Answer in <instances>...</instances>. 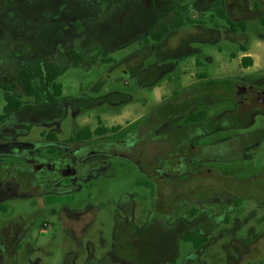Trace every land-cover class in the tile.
<instances>
[{
  "label": "rangeland",
  "instance_id": "obj_1",
  "mask_svg": "<svg viewBox=\"0 0 264 264\" xmlns=\"http://www.w3.org/2000/svg\"><path fill=\"white\" fill-rule=\"evenodd\" d=\"M179 1L18 0L19 7L7 3L5 14H15L20 24L11 27L8 34L13 48L8 45L6 51L0 45V116L7 93L19 96L24 104L21 111L16 110L20 120L16 127L10 122L3 129L9 142L21 144L10 143L0 155L2 161L17 165L11 173L12 182H3L12 186L9 193L0 199L5 206L0 205V264H137L139 257L140 264H246L241 262L236 241L264 245V238H253L264 233V104L241 114L233 95L234 81L239 80L249 92L264 91V25L259 18L247 17V36L263 70L258 75L254 70L242 72L236 61H227V55L238 50V42L226 35L229 23L217 15L213 21L206 17L209 14ZM254 1L260 3L264 16V0H241L251 8ZM183 2L193 4V8L197 0ZM117 5V11L124 13L114 12ZM177 20L182 22L178 27ZM96 21L104 25L103 33L95 31L99 29ZM160 24L169 29L157 42L151 38L155 30L150 31ZM102 40L110 44L106 51L98 43ZM16 48L32 52V57L39 55L37 61L42 65L53 59L66 67L58 78L62 96H54L52 90L44 94L45 84L39 75L33 83L42 94L40 101L26 96L23 85L20 90H5L12 82L7 74V56L19 61L27 58V53ZM74 52H83L84 60L74 61L69 55ZM180 72L184 75L169 84L171 92L162 93L161 86ZM187 92L194 95L190 112L208 114L205 126L189 140L188 113L182 112L184 107L177 97ZM246 100L244 97L239 106ZM146 112L153 139L158 137L166 143L181 139V149L165 156L167 164L154 156L149 162H136L113 154L104 145L115 134L107 135L104 145L94 143L88 150L84 141H76L77 130H95L100 117L111 121L124 114L131 120ZM49 135H55L56 140ZM235 137H244L245 144L252 146L242 148ZM65 146L68 156H72L71 151H81L78 156L83 167L76 165L74 175L65 174L58 183L46 178L35 182L26 166L32 161L37 165L57 159L59 153H54V148ZM145 169L162 178L161 185L155 184L162 188L161 199L165 194L177 197L165 200L163 212L157 211L153 178ZM208 177L211 188L198 189V183L186 185L190 179ZM195 191L206 208L203 218L211 219L204 226L205 233L196 226L191 228L208 240L200 248L174 234L190 208L185 197ZM237 199H242L239 207ZM131 219L137 227L148 223L139 239H133ZM172 226L177 227L171 233ZM2 231L13 242L4 243ZM6 243L17 248L15 260L8 263ZM161 251L162 259L157 254ZM250 259L248 264H264V250Z\"/></svg>",
  "mask_w": 264,
  "mask_h": 264
},
{
  "label": "flooded vegetation",
  "instance_id": "obj_2",
  "mask_svg": "<svg viewBox=\"0 0 264 264\" xmlns=\"http://www.w3.org/2000/svg\"><path fill=\"white\" fill-rule=\"evenodd\" d=\"M7 3H12L13 5H16L19 7V5H18L19 2H18V0H0V45L3 47H8V45H9L10 47H12L13 41L11 40V38H9L8 34L9 33L11 34V32H12L11 27L19 25L20 22L15 19V18H17V17H15V14H13V13L5 14L6 13L5 6L7 7ZM126 4L128 5V3H126ZM185 7H188V5H185ZM117 8H118V5L116 8H114V10H115L114 12L116 14L124 13V12H122L123 11L122 9H119V11H117ZM16 10L18 11L17 7H16ZM23 12L28 13L26 10H23ZM51 12L57 13V10L55 12H53V11H51ZM176 14H177V12H175V15ZM172 15L174 16V14H172ZM35 17L36 16H34V18ZM5 18H8V21H10V22L8 23L5 20ZM96 23H97V27H99V29H95V31H100V29L103 28L104 25H102V23L99 24L98 21H96ZM149 26H150V21L147 23L148 29H149ZM160 26H161V24L159 26L155 27L153 30H151L150 33L154 30L156 31ZM227 26H230V25H227ZM40 30H42V27L40 28ZM163 38L160 41H162ZM160 41H157V42H160ZM8 42H10V43H8ZM98 43L103 45V46H101L102 51L103 50L106 51L110 46L109 42L106 40H102L101 42H98ZM14 47H16V46L14 45ZM72 49L73 48H70L68 50L71 51ZM22 53L26 54L27 52L26 53L22 52ZM28 54L30 56L27 57L25 60H23L24 64H26V65L29 64V65L33 66L34 75L32 73V75H33L32 82L34 80H39L41 78V81L45 84V85L42 84V91L45 94L46 92H49V90H52L51 88H49L47 86V83H46V77H47L46 67H47V65L49 63H54L55 65H59V66H62V65L56 64L55 62H53L54 61L53 59L49 60L50 62H48L45 65L40 64L39 61L29 63L28 60L32 57V52L29 51ZM75 54H77V53L74 52L72 54H69L70 57L74 61H75V59H74ZM81 57H82V59L80 62H82L85 58L83 56V52L81 53ZM53 58H56V57L53 56ZM13 60H14V63H17V64L19 62H21L19 60H15V59H13ZM109 60H110L109 58L105 59V61H109ZM80 62H77V63H80ZM21 69H25V68H21ZM37 75H39L40 78H37ZM16 81H17V79H16ZM17 83H20V82L17 81ZM17 83H15L16 86H15L14 90L17 89ZM20 84H22V83H20ZM148 84H149V82H148ZM234 86H235V88H234L235 94H233V95L235 96V99L238 101V107L240 108V111H238V112H240L241 114H248L249 112L253 111L254 109L252 107H256L258 105V103L264 104V95H263L264 91H262V90L261 91H257V90L255 91V89L253 88L254 90L249 92V90L246 87V84L243 82L240 83V85L235 84ZM23 88H24V86H23ZM22 90H24V93H25V89H22ZM235 90H238L237 94H236ZM185 94H180L177 97L180 98V103H179L180 106L184 107V110H182V112L186 111L188 113V116L186 119V123L188 124V128L186 130L187 131L186 133L189 135V138H187V140H189L192 137L191 135H196L197 132L205 126L204 123L207 119L203 122H200V123H194V122H188L187 121L191 115L196 114V113L190 112V107L194 103V101H193L194 95H190V93H188V92ZM240 95H242V96H240ZM244 97L247 98L248 100H246V102L244 103L243 106H239L240 102L243 101ZM22 105L18 109H20L22 107ZM18 109H16V110H18ZM197 113H199V112H197ZM147 116H149L148 112L144 113V115L141 118H139L138 120L133 121V122H131L128 125L123 126V127H120L119 125L107 127L104 123V118L100 117V119H99L100 125L98 128H108V129L117 128L118 130L116 132H112L109 134L93 135V137H91L90 139H86V140L76 139V141H84V143H82V144L85 145L87 147V150H88L90 147L93 146L94 143H98V144L104 143V141L106 140L104 138L107 135H114L115 134L117 136L113 139L107 140L106 145L102 144V145H104L105 149L109 148L113 154L128 157V158H130L136 162H149L150 160H152V158L154 156V158H156V160H160V161L164 162L165 164H167L168 159H166V157L173 155L174 153L178 152L181 149L180 144H179L181 142V139L177 137L170 143L163 142L162 140L158 139V137L153 139L152 138V125L150 122H146ZM141 120H143V122L139 123L136 127L133 128V130L130 129V128H132V126L134 124H137ZM98 128H96L95 130H92V129L91 130L94 132ZM162 128H163V126H162ZM82 129H84V128H82ZM80 130L81 129H78L77 131L79 132ZM78 132L76 133V135L78 134ZM168 134H172V133H168ZM55 138H56V136H55ZM55 138H50V139L56 140ZM234 140L237 141V144L240 145L244 149H248L252 146V145L247 146V144H245L244 137H235ZM66 147L67 146H65L63 148H54V151H55L54 153H59L57 156V159L52 160V161H47L46 164H42V163L38 164L39 166L36 167L33 174L31 175L35 182H37L38 179L41 181L42 180L41 178H43V179L46 178L49 181H54L55 183H58L59 179H64L63 176L65 174H67L66 175L67 177L74 175V174H72V169H74V167L76 165L83 167V164H82L83 159H81L78 156V155H81L79 153L81 151H77V150L74 152L71 151L72 156H68V150H66ZM152 147H154L155 153H153ZM185 150H188L187 147H185ZM39 151H41V149H39ZM85 152H82V153H85ZM87 153H86V155H87ZM158 158H160V159H158ZM144 171L148 174V176L150 178H153L152 181L154 184H153L152 196L155 199L156 208H157V205L159 206L157 211H162V210L166 209L167 208L166 205H163L165 200L168 197L171 199H176L177 197H174L175 194H165V199H161L162 198V196H161V189L162 188L161 187L158 188L155 184L158 183L159 185H161L162 178L156 173H151L150 170H148V169H145ZM261 178H264V176H262ZM196 183H198V184H196ZM189 184H190V186H193V187H194V184H196L198 189H205V188L213 187L211 179L209 177L197 179V180L190 179V181H188L186 183V185L188 186ZM262 184H263L262 185L263 187H261V188L264 189V180L262 181ZM186 185L184 184L185 187H187ZM224 189H227V188H224ZM199 196H200V194L195 191V193H193V194L188 193V195L185 197L186 199L184 200V202L185 203L188 202L189 204L187 205V207H190V208L187 211V213L184 212L185 218H183L181 221L178 222L177 226H180V228H179V230H177V232L174 233V234H176L177 237H179L183 240L185 239V237L187 235H197L199 237H203L204 234H200V232L205 233L206 228H204V226L207 224V222L209 223V220H211L209 218H203L202 212H206V208L202 207L203 203L201 202L202 200H200L201 198ZM178 203H180V202H178ZM185 203H183V204H185ZM196 203L200 204L201 207L194 205ZM241 203H242V199H237L236 206L239 207L241 205ZM223 210H226V209L224 208ZM165 213H162V215ZM174 213H176V212H174ZM162 215H161V217H162ZM227 220H228V218H225V221H227ZM130 221L135 227V231L133 233V239L134 238H138V239L141 238V233L146 232L148 229V226H147L148 223L145 222L143 225H141V227H137L135 225V223L132 221V219ZM177 226H172V228H170L171 233L173 232V230ZM193 226H196L198 229H200V232L196 233L197 231L191 229V228H193ZM4 233H5V231H2V238L4 239V243H5L6 240H8V239H7L6 235H4ZM253 238L256 240L257 236L254 235ZM8 242L10 243L11 240H8ZM186 242H188V241H186ZM190 243H192V242H190ZM4 246L7 247V246H9V244L6 243V245H4ZM200 247H198V248H200ZM15 249H17V248H15ZM15 249L12 248V250H10L9 252L7 251L8 256L6 259V263L15 260V256H16ZM157 254L160 256V259H162V251L160 253H157ZM141 258L142 257L138 258V260L136 262L137 264H140ZM91 264H94V262H91Z\"/></svg>",
  "mask_w": 264,
  "mask_h": 264
},
{
  "label": "crops",
  "instance_id": "obj_3",
  "mask_svg": "<svg viewBox=\"0 0 264 264\" xmlns=\"http://www.w3.org/2000/svg\"><path fill=\"white\" fill-rule=\"evenodd\" d=\"M179 3L184 5V6L188 5L187 8H191L192 10H198L201 13L206 14V15L209 14L206 17L212 18L213 21H215L214 16H216V15L220 16L223 19H226V21L229 23L228 25H230V26L226 25V27L228 29V31L226 32V35L231 40L238 42V50L230 53L229 55H227V61L229 63H231V64H232L233 61H236L237 64H238L237 65L238 69L240 71H242V72L243 71L250 72V71L254 70L253 73L258 75L263 70L261 63H259L260 58L253 51V49H252V47L250 45V42H249V37L247 36V30H248V22L246 21L247 17L259 18L260 20H261V18H264V16H261L262 14H261V12L259 10L260 9V3L258 1H254V4L252 5L253 8H251L249 6V4L248 5L242 4L241 0H212V1H210V0H197V3L194 4V7H193L195 9L192 8L193 4H190V5L189 4H185L183 2V0H180ZM221 12L223 14H226L228 19L226 17H224L222 14H220ZM239 13H242V14L240 15ZM230 21H232L234 24L230 23ZM104 31H105L104 27L100 29V33L104 32ZM101 46H103V45L101 44ZM4 48H5L6 51L8 50L6 47H4ZM16 50L22 51V50H25V49L24 48H20V49L16 48ZM29 56L30 55L27 53V57H29ZM245 58L246 59H252L253 63L248 65V66H245V64H244V59ZM38 59H39V55L37 57L33 56V57H31L28 60V62L29 63H33V62L37 61ZM6 61H7L6 62L7 74L9 75V77L12 78L11 84L12 83L14 84V82L17 83L16 75H17V72L21 68L29 69L30 71H32V73L34 75L33 66L29 65V64L28 65L24 64L23 60L17 64V63H14L13 58H11L10 56H7ZM225 64H226V61H224L223 65H225ZM197 65H200V61H197ZM229 68H230V66L228 67V69ZM139 71L142 72L141 70H139ZM203 73L204 72H202V74ZM181 74L184 75V73L180 72L175 77H170L169 80L164 85L161 86L162 93L164 91H166V93H170L171 91L169 90V87H170L169 84L175 83V81L180 78ZM149 81H151V80H148V82ZM234 83L237 84V85H240V83H242V82L239 80V81H234ZM11 84L9 86H7V87H11L12 86ZM21 86H22V84L17 83V89L16 90H20ZM21 110H22V107L20 108V111ZM17 114H18V111L15 110V111L11 112L8 115L7 119H5L4 121L0 122V155L5 150L9 149V144L10 143H12V145H10V146L21 144V143H16V141L9 142V138L7 137V134L5 132H3V129H5L6 126L10 122H14L13 123V127H16V125L20 122L19 117L17 116ZM143 115H144V113L140 114L137 117H135V118L130 120L124 114H121L119 117L114 118L111 121L106 120L104 118V123H105V125L107 127H112V126H117V125H119L120 127H123V126H126V125H128L129 123H131L133 121L138 120ZM26 119H28V118H26ZM21 123L24 126H28L29 125L27 122H21ZM2 133H5V134H3V136H2ZM37 151H39V149H37ZM37 166H38V163H37V165H35V163L32 161L26 166V168H28L30 170L31 175H32L33 172H34V167H37ZM16 168H17V165H14V164L10 165L7 162H4V161H2L0 159V171H1L0 172V189H7V190H2L0 192V199L5 197L9 193L8 190L11 189L12 186H8V185L5 186L3 182L4 181L12 182L11 178L13 176H12L11 173L14 170H16ZM0 205H2V207H5L3 205V203L0 204ZM4 211L8 212L9 210L7 208ZM224 220H225V218H224ZM9 235H10V233H9ZM255 235L257 236L256 240L264 238V233H263L262 236H260L259 234H255ZM7 239L8 240H12V242H13V239H9L8 237H7ZM236 243L239 244L237 246V248L241 249L240 253L243 256V258L241 260L242 263L248 264L251 261V259H250L251 255H256L258 253H261V251L264 250V245H262L260 242H257L256 245H251V246L247 245V243L242 241V240L236 241ZM12 248L15 249V247H11L10 248V247L7 246L6 250L9 252L10 250H12ZM15 251H16L15 253H17V249H15ZM235 252H239V250L235 249ZM232 261L233 262H237V260H235L234 258H233Z\"/></svg>",
  "mask_w": 264,
  "mask_h": 264
},
{
  "label": "trees",
  "instance_id": "obj_4",
  "mask_svg": "<svg viewBox=\"0 0 264 264\" xmlns=\"http://www.w3.org/2000/svg\"><path fill=\"white\" fill-rule=\"evenodd\" d=\"M224 17L227 18L226 14L220 13ZM228 19V18H227ZM261 22L264 25V18H261ZM234 24L233 22H231ZM182 24L180 20H177L175 23V26L178 27ZM168 27L166 25H161L156 31H154L151 35L152 40L154 41H160L167 33H168ZM74 59L77 62H80L82 57L81 55H74ZM253 63L252 59H244L245 66H248ZM66 67H62L59 65H55L54 63H49L46 67L47 71V77H46V83L49 88H51L54 92V96L60 97L63 94L62 85L58 83V78L65 73ZM32 72L28 69H20L17 72L16 79L18 82L22 83L25 89V95L29 97H34L36 100L40 101L42 99L41 93L37 90V88L34 86L32 82ZM15 84L11 86L12 89H15ZM5 90L8 92L9 87L5 86ZM10 88V89H11ZM23 104V100L20 97L12 96L10 94H6V106L4 109V114L0 116V122L7 119L8 115L18 109ZM208 114L206 111H200L199 113L193 114L188 118V122H194V123H200L207 119ZM117 128H98L96 131H92L89 127H86L84 129H81L76 139L79 140H86L93 137V135H103V134H109L112 132H116ZM51 138H55V135H49ZM185 241L192 242L195 247L202 246L207 239L205 237H199L197 235H187L184 239Z\"/></svg>",
  "mask_w": 264,
  "mask_h": 264
}]
</instances>
